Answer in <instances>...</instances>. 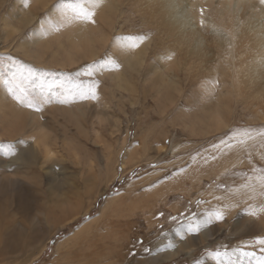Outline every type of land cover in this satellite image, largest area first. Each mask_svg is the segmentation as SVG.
I'll return each instance as SVG.
<instances>
[{
	"label": "rangeland",
	"instance_id": "obj_1",
	"mask_svg": "<svg viewBox=\"0 0 264 264\" xmlns=\"http://www.w3.org/2000/svg\"><path fill=\"white\" fill-rule=\"evenodd\" d=\"M70 2L0 0V57L11 56L15 61L0 60V82L6 93L3 103L15 105L9 113L19 123L24 121L21 129L0 116V171L20 182L17 194L0 189V232L22 227L36 243L25 241L22 247L27 251L16 255L6 252L3 240L0 264H218L215 252H231L264 236V180L260 179L264 171H257L264 169V135L258 134L264 127L256 126L262 120L252 115L244 118L239 105L235 129L218 131L198 110L178 105L170 110L173 99L161 100L160 115L152 117L148 110L156 104L146 96L150 86L143 80L142 68L131 70L129 64L123 65L110 47L97 54L88 47L87 52L86 45L73 47L74 31L56 36L62 24L76 21L84 29L91 24L107 33L111 45L115 38L120 42V37L132 35L131 28L127 24L117 34L118 24L108 27L101 15L94 17L95 23L77 20L67 7ZM55 9L66 12L63 20H58ZM125 19L130 20L128 15ZM5 24L8 31H3ZM38 29L47 38L46 50L35 43L33 33ZM22 43L42 51H23ZM106 57L119 64L113 69L128 81L130 90L139 89L133 96L121 91L103 71L95 77L97 99L61 104L56 99L64 89L55 87L49 93L53 102L35 111L18 102L5 83L15 76L16 84L39 97V79L55 78L57 84L66 75L75 79L78 71ZM21 65L36 75L25 79ZM33 118L43 124V143L36 144L33 138L37 133L31 125L36 122ZM233 133L236 139L230 141L231 148L213 147ZM7 144L14 145V152L5 155ZM45 153L52 154L48 165H43ZM20 199L27 202L26 208ZM62 201L71 205H61ZM44 209L57 220L66 219L64 225L58 221L56 231L45 230ZM217 210L224 213L223 222H213L198 234L188 232V222L194 217L203 220L206 213ZM71 215L76 217L70 219ZM92 221L87 234L75 235ZM163 233L169 234L167 238ZM169 242L174 247L164 250ZM146 248L153 251L145 252ZM246 250L260 254L258 246ZM228 260L220 257L219 264ZM248 264L257 261L253 258Z\"/></svg>",
	"mask_w": 264,
	"mask_h": 264
},
{
	"label": "bare ground",
	"instance_id": "obj_2",
	"mask_svg": "<svg viewBox=\"0 0 264 264\" xmlns=\"http://www.w3.org/2000/svg\"><path fill=\"white\" fill-rule=\"evenodd\" d=\"M201 8L205 9L203 16L200 13ZM55 11L59 15L58 20H63L66 12L60 9ZM99 15L108 27L119 25L117 34L128 24L132 35H146L147 40L136 49L122 46L117 38L110 45L107 33L96 31L94 25L87 26L88 22L84 29L76 21L62 24L60 33L56 36H64L74 31L76 35L70 39L73 47L86 45L93 54H97L99 49L103 51L110 47L123 65L129 64L131 70L137 66L142 68L145 74L143 80L150 86L146 96L156 104V107L148 110L151 116L160 115L158 104L161 100L166 103L173 99L175 102L169 104L170 110L176 105L180 109L190 107L198 110L218 131H223L228 127L235 129L233 120L238 119L236 112L241 105V116L245 118L252 115L259 118L262 122L256 126L264 127V4L260 0H100L94 17ZM127 15L130 20L125 19ZM201 19L204 20L203 26ZM2 27L3 31H8L7 24ZM2 35L6 34L3 32ZM33 37L35 43L44 46L46 50L48 41L40 29L33 33ZM20 47L23 51H42L40 47L30 50L26 43L20 44ZM169 56L171 59L167 58ZM68 61L73 63L71 57ZM39 62L41 63V59ZM110 71L112 73L109 74ZM105 73L112 77L113 82H117L121 91L128 92L130 96L139 90H130L128 81L114 69L105 70ZM5 94L0 82V116L5 122L16 123L21 128L24 121L19 123V118L9 113L16 106L3 103ZM169 109L163 114L169 112ZM33 119L36 122L31 125L37 128L33 138L36 144L38 141L43 143V124L37 118ZM249 127L244 126L245 129ZM44 156L43 165L53 161L51 153H45ZM0 175L4 176V172L0 171ZM2 176L0 189L3 187L2 189L17 194L20 189L19 180L13 175L4 178ZM9 205L8 199L5 206ZM20 205L26 208L27 202L20 199ZM61 205L68 206L71 203L62 201ZM42 212L45 215V230L51 228L56 231L54 229L61 220L50 216V212L45 209ZM102 212L107 211L104 209ZM75 217L71 215L69 218ZM1 220L0 217V224ZM65 220L59 226H63ZM93 222L95 221L82 226L75 235L87 234L91 226H94ZM97 223L98 221L95 224ZM1 232L0 244L3 240L7 241L6 252L16 254L19 250L27 251L22 247L25 241L36 245L25 228L17 227L7 234Z\"/></svg>",
	"mask_w": 264,
	"mask_h": 264
},
{
	"label": "snow or ice",
	"instance_id": "obj_3",
	"mask_svg": "<svg viewBox=\"0 0 264 264\" xmlns=\"http://www.w3.org/2000/svg\"><path fill=\"white\" fill-rule=\"evenodd\" d=\"M100 2V0H71L70 3L67 4L68 8H71L74 18L77 20L87 21L89 23H95V7ZM262 4H264V0H260ZM65 8V4H61V9ZM205 9L201 8L200 13L203 16ZM201 26L204 25V20L200 21ZM53 27H55L53 25ZM147 39L146 35H127L119 38L122 46L128 49H136L139 48L141 44H143ZM171 59V57H167ZM0 60L7 61L8 63H14V59L11 56L8 57H0ZM113 67L118 68L119 64L111 57H106L101 59L100 61H95L89 65H87L81 71L76 73V78L74 79L71 75H66L60 80L59 84H57L56 79L54 78L51 81H44L43 79H39V83L36 84V87L40 90L39 97H34L30 95L29 91L24 87H21L19 84L15 83V76L11 81H6V84H9V91L16 96L18 102L23 104L24 106L34 109L35 111H43V104L52 103L53 99L49 95L52 89L55 87H61L64 89V94L62 97H58L56 102L61 104H67L70 102H75L78 100H87V99H97V90L99 88V81L95 79L96 75L105 71L111 70ZM23 68V72L20 74L25 77V79L31 80L36 74L32 68L21 65ZM80 77H88L87 80H81ZM218 83V82H217ZM258 134L264 135V130H261ZM244 135H250V133L245 132ZM236 139V134L233 133L226 139H222L219 144L214 145L213 147L220 149L221 145L227 148H231L232 144L230 141H234ZM14 152V145L7 144L5 155ZM257 171H264V169H257ZM260 179L264 180V176L260 177ZM264 211V209H261ZM252 216H256V212L248 213ZM161 216L163 213L160 214ZM225 215L222 211H215L211 213H206L205 218L203 220L193 218L188 222L187 230L190 233L198 234L201 228L210 226L213 222H223L225 219ZM173 220H177V217H172ZM165 238L169 235L168 233H163ZM140 243H143L140 241ZM258 246L259 255H257L256 251H249L246 249L254 248ZM174 245L169 242L166 245L167 249L173 248ZM145 252H152L153 249L146 248ZM159 251V249H158ZM215 258L219 264L220 257H229L228 264H248V261L251 259H255L257 264H264V236L256 237L254 241L250 244H245L243 247H238L236 249L224 250L223 252L217 251L214 253ZM235 256L236 259L232 260L231 257Z\"/></svg>",
	"mask_w": 264,
	"mask_h": 264
}]
</instances>
